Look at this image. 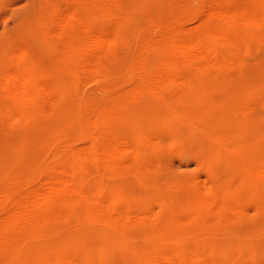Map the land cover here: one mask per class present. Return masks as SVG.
<instances>
[{
	"label": "bare ground",
	"instance_id": "6f19581e",
	"mask_svg": "<svg viewBox=\"0 0 264 264\" xmlns=\"http://www.w3.org/2000/svg\"><path fill=\"white\" fill-rule=\"evenodd\" d=\"M261 42L264 0H37L18 45L0 56V142H31L0 172V264H79L35 248L85 226L125 236L135 220L118 204L124 177L153 170L159 141L153 128L140 132V117L173 113L184 92L222 79ZM201 183L187 189L191 219L246 223L247 190L211 194ZM140 264L215 263L198 253Z\"/></svg>",
	"mask_w": 264,
	"mask_h": 264
},
{
	"label": "rangeland",
	"instance_id": "374dc122",
	"mask_svg": "<svg viewBox=\"0 0 264 264\" xmlns=\"http://www.w3.org/2000/svg\"><path fill=\"white\" fill-rule=\"evenodd\" d=\"M36 10L37 0L0 2V56L18 45ZM139 124L141 133L156 130L159 141L147 156L153 170L143 167L124 177L118 204L135 220L125 236L85 226L75 234L42 237L35 251L74 255L79 264H140L160 254L184 262L198 253L215 264H264V42L247 46L222 79L184 92L173 113L158 108L143 113ZM30 144L1 141L0 172L12 167ZM207 169L218 173L216 183ZM202 179L211 194L247 190L255 204L248 207L246 223L238 218L204 226L202 214L191 219L195 206L188 203L187 189Z\"/></svg>",
	"mask_w": 264,
	"mask_h": 264
}]
</instances>
